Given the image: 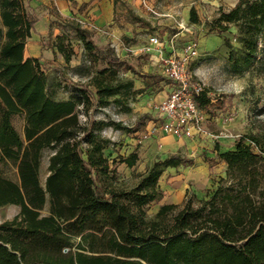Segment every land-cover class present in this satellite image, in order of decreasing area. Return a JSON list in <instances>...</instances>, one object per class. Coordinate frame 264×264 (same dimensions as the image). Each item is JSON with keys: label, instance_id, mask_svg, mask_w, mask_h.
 Segmentation results:
<instances>
[{"label": "trees", "instance_id": "16d2710c", "mask_svg": "<svg viewBox=\"0 0 264 264\" xmlns=\"http://www.w3.org/2000/svg\"><path fill=\"white\" fill-rule=\"evenodd\" d=\"M130 14L135 22L151 25ZM191 21L199 22L195 9ZM36 23L28 17L25 0H0V207L20 206L12 219L0 222V264H264V122L257 132L241 135L234 149L222 152L217 144L213 156H203L210 166L226 164V175L215 179L205 198L189 197L181 206L161 204L150 218L147 206L165 197L160 180L167 168L192 166L194 160L175 153L138 173L134 186L121 187L117 160L105 155L111 140L103 131L137 132L141 123L131 128L95 114L111 105L129 112L139 90L114 70L123 61L72 21L76 39L89 53L103 54L110 67L87 82L67 80L70 96L57 99L41 57L25 55ZM232 26L241 45L238 54L226 35ZM211 27L231 49V74L264 73V64L259 68L264 59V0H239L221 11ZM54 48L66 63L75 55L64 34L56 37ZM126 68L148 77L130 64ZM196 101L205 109L212 98L204 90ZM14 116L24 119L23 131ZM47 149L52 153L42 185ZM118 159L134 167L139 154ZM10 167L16 169L17 180L7 175ZM47 202L49 213L43 215Z\"/></svg>", "mask_w": 264, "mask_h": 264}, {"label": "rangeland", "instance_id": "374dc122", "mask_svg": "<svg viewBox=\"0 0 264 264\" xmlns=\"http://www.w3.org/2000/svg\"><path fill=\"white\" fill-rule=\"evenodd\" d=\"M114 1L117 8L114 23L100 30L95 29V20L92 16L87 14L84 18L77 14L65 16L54 5L49 7L44 4L41 10L44 15L39 13L37 17L39 23L32 38L27 41L25 55L33 54L37 44L45 46L39 57L49 78V89L57 99H67L70 96L71 87L67 80L87 82L96 72L110 67L103 54L89 53L83 43L76 39L71 29L72 21L80 22L84 28L91 31L98 46L123 61L122 64L115 65L114 70L121 79L133 80L135 89L139 90L130 101L131 110L126 112L123 107L111 105L98 110L95 114L98 119L122 121L131 128H136L141 123V128L137 132H126L112 127L103 131V135L111 140L105 155L111 162L117 160L120 186L124 188L134 186L138 182V173L145 172L155 162L165 160L175 153H181L194 160L192 166L182 165L169 174L164 173L160 186L167 192L165 197L159 203L147 206L149 217L154 218L160 205L172 200L171 197L178 189L175 177L182 175L184 184L189 186L185 197L178 204L181 206L189 197L205 198L214 189L215 179L226 175V166L223 162L214 166L206 163L203 177H195L197 171L202 169L203 156H213L217 144L220 151L225 150L226 147L235 144L241 135L257 132L260 122H264V73L255 69L243 75L231 74L227 64L231 49L225 45L224 39L212 30L211 23L220 16L221 11L230 10L239 0ZM192 9L197 13L198 23L191 21ZM130 12L150 21L151 25L144 26L135 22ZM109 27L115 29L114 32L111 31V35L106 34ZM236 32V27L232 26L226 35L230 37L233 49L238 54L241 45L235 37ZM63 34L72 40L75 48V55L70 63H66L63 56L54 48L56 37ZM153 35H158L162 40L170 42L173 40V47L177 52H182L188 41L198 42L200 54L190 61L189 69L195 80L203 84L212 98L211 104L205 108L209 116L207 127L211 135L200 140L196 138L179 140L171 135L143 138V133L155 119V107L166 97L169 84L156 57L158 51L153 53L142 51L143 46L148 45L149 38ZM127 64L147 74L148 77L143 78L128 70ZM262 64L264 59L259 63V68ZM220 101L224 102L223 107L220 106ZM144 115L149 117L143 118ZM13 122L19 131H23L24 119L21 116H14ZM133 151L139 154V161L134 167L119 163V155L127 156ZM51 153L49 149L43 152L40 169L42 185L45 184L48 175V160ZM6 173L14 180L18 179L15 168H8ZM19 211L18 205L0 207V222L12 219ZM48 213L49 202L42 210L43 215Z\"/></svg>", "mask_w": 264, "mask_h": 264}, {"label": "built area", "instance_id": "2783aa9c", "mask_svg": "<svg viewBox=\"0 0 264 264\" xmlns=\"http://www.w3.org/2000/svg\"><path fill=\"white\" fill-rule=\"evenodd\" d=\"M173 43V40L170 42L153 35L148 45L142 48L145 53L158 51L162 74L169 81L168 93L155 107V119L143 133V138L171 135L180 140H200L211 135L207 127L209 116L196 101L205 89L189 69L190 61L200 54V47L198 42L191 40L185 44L182 52H177ZM168 48L170 54L166 51Z\"/></svg>", "mask_w": 264, "mask_h": 264}, {"label": "crops", "instance_id": "0c3cea01", "mask_svg": "<svg viewBox=\"0 0 264 264\" xmlns=\"http://www.w3.org/2000/svg\"><path fill=\"white\" fill-rule=\"evenodd\" d=\"M25 4L27 7L28 17L30 19H34V18L37 19V23L35 25V30H36V26L39 23L38 18H37V17H39V13H40V15H44V12L41 11L42 6L44 4L48 5L49 7H52V5H54L55 7H57V9L60 11V13L62 15H65V16H68V15L74 16L75 14H77L81 18H84V16L86 14H87V16H92V18L95 20V25H96L95 29L96 30H100L101 28L105 27L106 25H108V26L113 25V23H114L113 19L115 18L116 11H117L116 4H115L114 0H25ZM34 14H36L37 16H35ZM111 31L112 32L115 31L114 27H109V32H107L106 34L111 35L112 34ZM34 32H33V34H34ZM32 36L30 38H32ZM112 41L114 42L113 39H112ZM111 45H114V44H111ZM41 46H43V45L37 44L35 46L34 53L31 54L30 56L28 55L27 57H36V58L39 57L42 54ZM166 51L169 52V48L166 49ZM156 57L158 58V53H157ZM167 88L169 89V87H167ZM168 89L166 90L167 93H168ZM174 138H176V137H174ZM176 139H178V138H176ZM234 147H235V144L231 145V147H226L225 150H221V151L224 152L227 150H231V149H234ZM206 163L207 162L204 161L203 166H201L202 169L197 171L198 174H195L196 175L195 177H199V176L203 177V175L205 173L204 171L206 169V166H205ZM223 164H224V166H226V164L224 162H223ZM176 168H178V167H169V168H167V170L165 172L169 174L170 171H172L173 169H176ZM174 179H175V181L178 182V183H176L178 189L176 190L175 194H173V196L171 197L172 200H168L167 202L165 201L163 203L179 204L180 200H183V198L185 197L186 191H187L189 186L184 184L183 176L179 175V176L175 177ZM164 192H165V194L167 193L166 190H164Z\"/></svg>", "mask_w": 264, "mask_h": 264}]
</instances>
